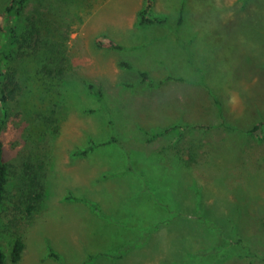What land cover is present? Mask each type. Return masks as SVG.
Masks as SVG:
<instances>
[{
	"label": "rangeland",
	"instance_id": "obj_1",
	"mask_svg": "<svg viewBox=\"0 0 264 264\" xmlns=\"http://www.w3.org/2000/svg\"><path fill=\"white\" fill-rule=\"evenodd\" d=\"M11 1L0 0V46ZM146 1L23 8L19 35L38 20L65 72L55 121L40 137L23 107L9 104L7 264H264V123L252 130L264 121V0H154L168 24L139 26ZM164 128L172 130L152 138ZM112 135L118 141L79 153ZM18 237L26 248L13 262Z\"/></svg>",
	"mask_w": 264,
	"mask_h": 264
},
{
	"label": "trees",
	"instance_id": "obj_2",
	"mask_svg": "<svg viewBox=\"0 0 264 264\" xmlns=\"http://www.w3.org/2000/svg\"><path fill=\"white\" fill-rule=\"evenodd\" d=\"M28 0H12L7 6V13L9 21L12 24H6L3 30L5 33L4 41L0 46V211L8 195V183L10 174V164L5 157V143L3 140L2 132L9 114V104L13 101L18 102L21 107L32 117L34 120V127L32 132L34 135L40 137L48 127V121L53 120L52 116L55 111V103L58 100V84L61 80V76L64 74V69L61 64L58 63L57 52L55 49L56 44L51 38L48 32L43 31L39 25L38 20H32L28 25V29L25 33L19 35L18 31V19L22 14L23 8L27 4ZM154 0H147L143 8L139 12V26L151 25V24H168L169 16L166 14H156L153 10ZM183 21V15L181 12L179 18V24ZM45 32V33H44ZM42 33L46 37L42 38ZM98 43L101 45H108L115 48H122L123 46L108 37H100ZM25 48V49H24ZM22 59L19 63L18 60ZM17 63L13 65L12 63ZM19 63V64H18ZM123 65L131 67V64L123 61ZM142 76L145 80H149L151 83L163 84L162 80H155L151 78L148 72H142ZM172 76H168V79ZM89 88L96 95L98 99L102 98V92L95 85L90 84ZM32 120V121H33ZM264 123L260 122L254 125L252 130H257L260 125ZM56 130V129H55ZM171 128H164L159 130H153L152 138H156L162 134H165ZM118 141V138L111 136L110 139L102 143L91 141L85 148L80 149L79 153L86 154L90 150L96 148L100 144H106ZM41 154L36 156V159L41 160ZM40 170H45L42 160L40 162ZM41 176V177H42ZM46 177L38 179L37 193L31 196L32 202L27 210L29 214L37 208L38 202L44 197L46 189ZM40 188V189H39ZM26 248V242L22 237H18L15 240L13 250L11 251V257L13 262L20 261L22 254ZM48 254L59 261L63 262V258L54 247L49 245ZM0 264H7V255L4 252V247L1 239L0 230Z\"/></svg>",
	"mask_w": 264,
	"mask_h": 264
},
{
	"label": "clouds",
	"instance_id": "obj_3",
	"mask_svg": "<svg viewBox=\"0 0 264 264\" xmlns=\"http://www.w3.org/2000/svg\"><path fill=\"white\" fill-rule=\"evenodd\" d=\"M238 102H239L238 97L234 96V97L232 98V103L236 104V103H238Z\"/></svg>",
	"mask_w": 264,
	"mask_h": 264
}]
</instances>
